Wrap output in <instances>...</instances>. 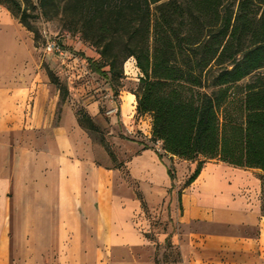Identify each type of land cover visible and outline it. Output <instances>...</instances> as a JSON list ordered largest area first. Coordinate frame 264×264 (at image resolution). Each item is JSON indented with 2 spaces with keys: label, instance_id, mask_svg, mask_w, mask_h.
<instances>
[{
  "label": "crops",
  "instance_id": "crops-1",
  "mask_svg": "<svg viewBox=\"0 0 264 264\" xmlns=\"http://www.w3.org/2000/svg\"><path fill=\"white\" fill-rule=\"evenodd\" d=\"M13 18L0 5V264H156L167 241L183 264L257 261L234 258L243 238L222 231H262L261 170L206 161L188 184L198 162L140 141L123 165L100 162L66 122L52 128L57 97L30 76L33 47L7 45ZM138 118L151 139V117ZM240 190L248 194L235 199Z\"/></svg>",
  "mask_w": 264,
  "mask_h": 264
},
{
  "label": "trees",
  "instance_id": "trees-1",
  "mask_svg": "<svg viewBox=\"0 0 264 264\" xmlns=\"http://www.w3.org/2000/svg\"><path fill=\"white\" fill-rule=\"evenodd\" d=\"M0 5L35 36L30 19L60 18L96 50L99 59H88L91 71L116 92L132 59L139 72L133 92L137 117H151L150 140L161 143L166 154L198 162L188 184L206 161L264 173V0H39L37 7L31 0H0ZM31 8L39 13L30 15ZM85 120L93 129L88 116L79 118L80 125ZM166 245L180 257L171 242Z\"/></svg>",
  "mask_w": 264,
  "mask_h": 264
},
{
  "label": "rangeland",
  "instance_id": "rangeland-1",
  "mask_svg": "<svg viewBox=\"0 0 264 264\" xmlns=\"http://www.w3.org/2000/svg\"><path fill=\"white\" fill-rule=\"evenodd\" d=\"M31 1L33 7H37L39 0ZM29 13L37 15L39 9L31 8ZM13 19L14 27L6 33L10 34L7 45L33 47L37 66L34 72H30V76L38 80L45 79L51 87V94L57 97L55 112L50 118L52 128L59 126L60 122H66L69 132L77 137L78 144L85 145L94 152L97 160L107 161L108 166L114 168L123 165L129 158V146L135 142L140 141L153 149L157 148L158 143L153 144L150 138L146 139L148 136L143 132L145 125L141 123V128L138 127L139 118L133 92L139 82V72L132 59L125 64L124 78L117 85L116 92L108 80L91 71L88 59L96 60L99 57L96 50L84 43L79 34L69 32L60 18L30 19L37 30L36 36L20 23L19 18ZM48 40H56L64 45V50L68 52L65 59L45 53L44 47ZM26 69H31L29 63ZM26 103L27 100H24L21 109ZM85 116L90 118L93 129L89 128L90 124L86 120L84 125H80L79 118ZM247 194L245 190H240L234 198ZM154 223L156 231L161 232L164 224L161 218ZM261 229V232L243 228L223 230L225 234L243 238L240 241L241 247L233 249L232 256L238 258V255L252 253L257 256L253 264H264V224ZM260 236L259 243L253 241ZM157 259L158 264H183L181 253L178 258L175 251L166 244L158 247ZM233 263L241 264L236 261Z\"/></svg>",
  "mask_w": 264,
  "mask_h": 264
},
{
  "label": "built area",
  "instance_id": "built-area-1",
  "mask_svg": "<svg viewBox=\"0 0 264 264\" xmlns=\"http://www.w3.org/2000/svg\"><path fill=\"white\" fill-rule=\"evenodd\" d=\"M64 45L61 44L59 41L56 40H48L45 44V53L47 55L55 56L61 60L65 59L68 55L64 50Z\"/></svg>",
  "mask_w": 264,
  "mask_h": 264
}]
</instances>
